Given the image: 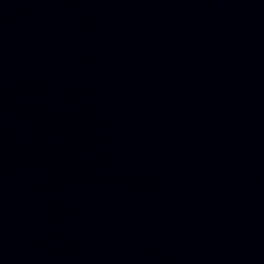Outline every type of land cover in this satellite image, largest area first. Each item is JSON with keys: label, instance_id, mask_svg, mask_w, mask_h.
Listing matches in <instances>:
<instances>
[{"label": "water", "instance_id": "water-1", "mask_svg": "<svg viewBox=\"0 0 264 264\" xmlns=\"http://www.w3.org/2000/svg\"><path fill=\"white\" fill-rule=\"evenodd\" d=\"M0 264H264V0H0Z\"/></svg>", "mask_w": 264, "mask_h": 264}]
</instances>
